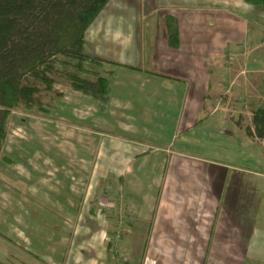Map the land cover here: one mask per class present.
Instances as JSON below:
<instances>
[{"label":"rangeland","instance_id":"obj_1","mask_svg":"<svg viewBox=\"0 0 264 264\" xmlns=\"http://www.w3.org/2000/svg\"><path fill=\"white\" fill-rule=\"evenodd\" d=\"M177 1L110 0L97 21L100 27L93 26L87 33L89 40H97L94 46L87 45V53L98 51L103 59L121 54L108 40L115 31L120 34L118 24L111 26V22L116 11L122 9L126 19L119 24L124 27L123 41H132L145 66L151 37L158 27V8L176 5ZM212 1L219 4L207 0H196L195 4L198 9L205 5L216 9L228 3ZM206 31L203 26L201 32ZM199 48L201 53L205 47ZM228 50V76L212 78L218 89L201 95L204 106L199 122L204 125L197 129L199 143L187 150L208 162L257 170L255 158L243 155L238 139L226 135L212 140L210 124L206 122L214 117L240 123L244 132L253 127V111L264 104V72L252 73L254 69L264 71V15L257 39L231 45ZM122 54L130 56L125 50ZM257 59L262 62L254 67ZM205 64L208 67L207 61ZM87 67L94 72L109 69ZM62 71L54 75V80L63 97L46 92L36 82L47 115L18 108L9 120L4 154L12 164L0 162V264H203L205 254L197 250H203L206 241L203 246L199 237L186 235L187 219L207 214L203 212L207 204L202 202L207 197H199V190L184 193L173 187L162 189L170 180L164 171L168 157L156 150L145 154V158L131 157L129 153H134L136 145L111 130L114 126L110 125V117L98 111L92 97L71 87L66 75L75 72L68 68ZM79 76L95 81L93 77ZM258 141L247 140L254 151H261ZM193 179L202 181L199 175ZM183 180L180 175L171 181ZM161 193L165 198L157 215ZM175 223L181 226L176 228ZM171 224L174 229L167 230ZM183 246H189L187 252H168ZM154 248L155 253L147 252ZM239 259L237 255L236 263Z\"/></svg>","mask_w":264,"mask_h":264},{"label":"crops","instance_id":"obj_2","mask_svg":"<svg viewBox=\"0 0 264 264\" xmlns=\"http://www.w3.org/2000/svg\"><path fill=\"white\" fill-rule=\"evenodd\" d=\"M225 1L228 3L215 5L216 9L214 5L198 9L196 0H178L176 5L158 8V27L151 37L149 60L148 64L144 63L145 66L140 63L139 53L131 44L132 41H123L124 27L119 24L125 22V12L118 9L111 26L118 24L116 29L121 31L120 34L115 31V35H111L108 41L117 46L121 54H111V59H104L120 66L114 69L115 78L106 114L111 119L110 125L114 126L111 130L120 136H126V139H130L127 140L128 143L136 145L134 153H129L131 157L145 158V154L154 152L152 150L160 151L163 157H168L164 171L166 179L169 177L170 180L164 182L162 189L169 190L173 187L184 193L199 190V197H207L206 201H202L207 204L203 206L207 217L187 219L189 233L186 235V238L199 237L203 246L206 241L204 249L197 250L198 253L205 254L203 264H264L263 142L258 141L262 150L254 151L247 140L258 139L248 137L240 123L223 122L212 117L206 122L210 124L211 139L217 141L226 135L238 139L242 144L243 155L249 154L250 159L255 158L258 169L239 168L227 162H208L187 150L199 143L197 129L202 124L199 121L204 106L200 100L201 95L218 89L212 84V78L228 76L225 58L229 47L257 39L263 26L264 11H257L244 0ZM207 2L216 3L212 0ZM103 11L89 29L93 26L100 27L97 21ZM215 11L216 13H211ZM168 17L175 18L179 28L180 46L176 50L168 44ZM203 26L208 31L201 32ZM87 33L84 46L86 53L87 45L94 46L97 42L89 40ZM201 46L205 48L200 53ZM122 50L130 56L126 57ZM97 52L87 54L101 57ZM254 62L252 65L257 67L262 60ZM252 71L258 75L260 71L264 72L261 69ZM176 144H179L178 147ZM121 145L125 146L123 143ZM180 175L184 178L183 182L171 181ZM194 175L201 176L202 181L195 182ZM164 198L165 193H161L157 215ZM177 226L181 225L175 223L176 228ZM166 228L174 229V225ZM173 235L182 237L179 233ZM187 248L189 246L168 252L183 253L188 251ZM159 250L167 252L165 249ZM147 252L155 253V248ZM237 255L240 256L239 263H236Z\"/></svg>","mask_w":264,"mask_h":264},{"label":"trees","instance_id":"obj_3","mask_svg":"<svg viewBox=\"0 0 264 264\" xmlns=\"http://www.w3.org/2000/svg\"><path fill=\"white\" fill-rule=\"evenodd\" d=\"M110 0H0V162L12 164L4 154L8 124L12 112L21 108L26 113L43 112L39 94L41 83L46 92L57 97L54 75L68 68L71 87L97 102L100 113L108 112L111 85L118 63L88 55L86 33ZM258 11H264V0H244ZM168 44L180 46L179 28L173 17L166 19ZM103 68L94 72L87 67ZM139 70L134 67H127ZM93 77L95 81L79 76ZM158 77H163L156 75ZM38 82V83H36ZM253 127L246 134L264 144V104L253 111ZM264 155V148H263ZM36 261L42 260L33 255Z\"/></svg>","mask_w":264,"mask_h":264}]
</instances>
